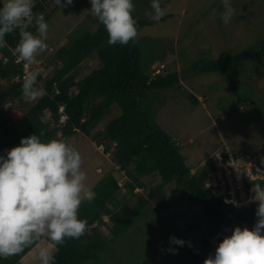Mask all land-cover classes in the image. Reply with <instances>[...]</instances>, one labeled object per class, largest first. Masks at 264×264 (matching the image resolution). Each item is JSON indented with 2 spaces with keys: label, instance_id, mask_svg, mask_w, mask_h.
Masks as SVG:
<instances>
[{
  "label": "trees",
  "instance_id": "16d2710c",
  "mask_svg": "<svg viewBox=\"0 0 264 264\" xmlns=\"http://www.w3.org/2000/svg\"><path fill=\"white\" fill-rule=\"evenodd\" d=\"M75 2L80 3L73 0ZM88 3L89 0H86L80 4ZM61 8L56 0H36L33 4V12H43L46 21ZM135 12L136 9L134 16L138 36L126 45H109L107 31L93 15L90 20L97 24L95 30H91L88 22L84 23L88 27L80 25V32L69 38V44L60 46L49 57L46 65H53L54 72L46 78L39 74L38 79L44 81L42 85L37 81V85L44 89V95L34 101L26 99L22 92L25 62L11 50L19 40V31L6 35L8 46L0 48V154L19 144L22 137L33 133L42 132L45 140L67 138L69 142L77 134H83L90 138V144L93 141L104 144V152H110L114 162L113 167L104 174L101 172L95 182V199L85 201L80 206L79 215L87 221V230L82 236L78 239L67 238L61 245H53L42 237L20 253L0 256V264H18L41 240L55 246L56 264H109L104 256L111 243L133 228L146 238L142 241L139 259L146 254L153 264L164 258L173 262L183 260L188 264H202L210 237L229 221L228 215L233 211L231 204L206 186L210 170L217 167L218 153L206 158L195 170L183 148L159 123V109L147 104L153 90L182 86L181 80L191 77L192 73L187 72L191 66L185 62V51H180V56L186 73L181 75L175 70L154 74L159 65L157 63L174 53L175 48L170 50L160 39L147 57L139 34L145 26L157 21L146 15L138 16ZM31 30L35 32L34 25ZM263 58L264 43H256L233 54L196 60L192 67L197 73L222 72L234 96L239 101L247 102V92L240 90L242 84H235L231 71L237 72L235 79H238L242 72L240 64ZM86 68L90 71L84 72ZM241 79L249 86V80L253 85H258L249 74H243ZM187 95L193 104L202 100L195 90ZM206 96L204 100L207 101ZM219 101H222V97ZM118 109L117 116L106 120L112 112L116 115ZM47 113L50 118L46 120L44 116ZM220 152L228 157L226 151ZM260 160L263 162V157ZM115 169L125 172L128 178L124 183L128 193L123 198L118 196L121 186L115 177ZM148 175L160 176V181L149 187L143 181L144 176ZM170 184L181 192L182 199L185 197L188 200V205L201 207L200 213L194 216L196 223L203 215V220L197 223L200 231L192 235L194 245L202 244L200 252H195L189 246L190 238L170 222H167L171 231L169 240L165 236L162 242L161 238L152 235L154 223H165L163 213L153 205L164 209L174 206L172 214L178 206L177 200L168 199L165 188ZM137 187H144V192L135 191ZM132 197L135 201L130 203ZM256 208H242L239 218L256 221L257 218H253ZM142 216H145L143 220ZM138 222L145 223L146 229ZM102 227L109 228L112 236L105 233ZM134 235L131 238H138L137 234ZM172 236L183 238L184 245L175 244L170 240ZM160 248L165 251L164 254Z\"/></svg>",
  "mask_w": 264,
  "mask_h": 264
},
{
  "label": "rangeland",
  "instance_id": "374dc122",
  "mask_svg": "<svg viewBox=\"0 0 264 264\" xmlns=\"http://www.w3.org/2000/svg\"><path fill=\"white\" fill-rule=\"evenodd\" d=\"M35 1L33 0V4ZM78 1L82 4L86 0ZM80 3L63 6L52 14L47 21L50 26L46 41L47 48L36 53V65L25 63V71L38 67L40 74L46 78L55 69L53 65H46L49 57L60 46L69 44V38L80 32L78 29L80 25V27H88L84 24L88 22L91 24V30L97 28V24L90 20L92 15L88 9L91 4L81 5ZM134 4L135 13L138 16L146 15L153 20L148 15L151 11L150 0H134ZM161 6L166 9V15L154 24L145 26L139 34L140 41L146 50L145 55L149 57L161 39L170 50L174 47L175 52L169 53L170 56L157 63L160 73L176 70L181 75L184 74V62L180 56V51L184 50L185 62L189 67L191 66L189 68L191 70L187 72L192 74L189 79L181 80L183 87L177 85L169 90L150 92L147 104L154 109H159L157 113L159 123L183 148L187 160L195 170L205 162L206 158L220 151H230V159H234L235 162L233 165L242 164L241 162L248 163V155L251 159L255 157H258V160L261 157L264 159V58L240 64L242 72L238 79H235L238 76L237 72L231 71L235 84H242L240 90L247 92V102L239 101L234 96L222 72L197 73L192 67L196 60L215 59L224 54H233L256 43H264V0H231L234 12L227 24L222 22L220 15L224 11L223 0H161ZM89 71L90 69L86 68L84 72ZM243 74H249L251 80L258 85H253L249 80L251 84L249 86L242 81ZM43 81L38 79L40 85ZM194 90L201 95L200 103L193 104L188 99L187 94ZM205 96L207 101L204 100ZM221 97L222 101H219ZM115 113L116 115H113V112L107 115L106 120L110 121L117 116L119 109ZM49 118L47 113L44 119ZM88 140L90 138L83 134H77L70 142L80 151L82 168L87 173L86 184L93 188L100 178V173L104 174L106 170L112 168L114 161L110 152L107 155L104 154L103 150L95 144L97 142L93 141L90 144ZM114 174L121 186L118 196L123 198L128 193L124 184L128 178L117 169ZM143 181L150 187L160 181V176H144ZM143 188L139 187L135 191L143 193L145 190ZM165 190L169 200H177L179 203L177 207L175 206L173 214L174 206L171 209H164L156 204L153 205V208H158L163 213L165 223H154L152 235L161 238L162 242L165 236V239L169 240L168 234H171V231L167 222H170L190 238L189 246L194 245L192 235L200 231L197 223L203 220V215L199 216L200 220L196 223L194 216L200 213L201 207L188 205V200L185 197L182 199L181 192L173 184L168 185ZM129 201L133 203L135 198L132 197ZM144 218L145 216L141 217L142 220ZM138 223L143 224L146 229L145 223ZM102 228L105 233L112 236L109 228ZM135 231L133 228L111 243L110 249L104 256L109 264L152 263L146 254L139 259L143 248L142 241L146 238ZM134 234H137L138 238H131L135 236ZM47 243L41 240L18 264H40L37 251L39 247L46 246ZM49 247L56 251L55 247ZM160 251L162 254L165 253L162 248ZM157 264L188 263L183 260L173 262L164 258Z\"/></svg>",
  "mask_w": 264,
  "mask_h": 264
},
{
  "label": "clouds",
  "instance_id": "9594fccd",
  "mask_svg": "<svg viewBox=\"0 0 264 264\" xmlns=\"http://www.w3.org/2000/svg\"><path fill=\"white\" fill-rule=\"evenodd\" d=\"M56 3L63 7L73 0ZM90 4L88 10L107 31L109 45H126L138 36L134 0H90ZM223 4L220 15L227 24L234 9L231 0H223ZM150 7L148 15L152 19L159 21L166 15L161 0H150ZM33 25L35 32L31 30ZM49 27L43 12H33V0H0V48L8 46L6 35L18 30L19 40L11 50L26 64H36V53L47 48ZM39 74L38 67L24 73L22 92L28 100L44 95V89L37 85ZM42 137V132L24 136L19 144L0 154V256L20 253L42 237L61 245L67 238L78 239L87 230L79 209L85 201L92 202L96 193L86 184L82 155L67 138ZM97 146L103 150L104 144ZM252 192L251 200L257 202L255 224L235 226L204 264H264V185L255 183ZM170 240L180 246L185 243L175 236ZM49 246L38 248L40 264H56Z\"/></svg>",
  "mask_w": 264,
  "mask_h": 264
},
{
  "label": "built area",
  "instance_id": "2783aa9c",
  "mask_svg": "<svg viewBox=\"0 0 264 264\" xmlns=\"http://www.w3.org/2000/svg\"><path fill=\"white\" fill-rule=\"evenodd\" d=\"M228 157L218 152V164L214 170H210L206 186L212 188V191L222 196L224 200L231 204L233 211L229 213V221L224 224L209 239V248L204 253L202 264L207 257L214 255L215 249L225 235L231 234L235 226L240 225L252 227L256 221L250 222L245 217L239 218L238 214L242 208H253L257 206V202L251 200L253 195L252 188L255 183L264 185V162L258 160V157L249 158L248 163L233 165L234 159H230V151H226ZM257 218L256 212L253 217ZM253 220V219H252ZM195 252H200L202 244L191 245Z\"/></svg>",
  "mask_w": 264,
  "mask_h": 264
},
{
  "label": "crops",
  "instance_id": "0c3cea01",
  "mask_svg": "<svg viewBox=\"0 0 264 264\" xmlns=\"http://www.w3.org/2000/svg\"><path fill=\"white\" fill-rule=\"evenodd\" d=\"M46 246H49V244L47 243Z\"/></svg>",
  "mask_w": 264,
  "mask_h": 264
}]
</instances>
